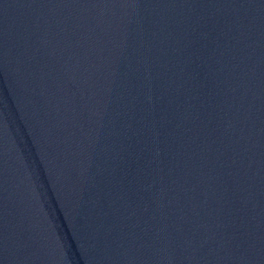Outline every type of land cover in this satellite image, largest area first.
I'll return each mask as SVG.
<instances>
[{
    "label": "water",
    "instance_id": "water-1",
    "mask_svg": "<svg viewBox=\"0 0 264 264\" xmlns=\"http://www.w3.org/2000/svg\"><path fill=\"white\" fill-rule=\"evenodd\" d=\"M0 264H264V0H0Z\"/></svg>",
    "mask_w": 264,
    "mask_h": 264
}]
</instances>
